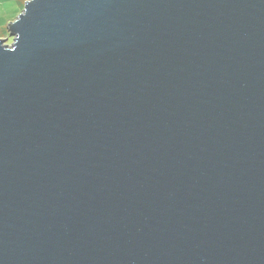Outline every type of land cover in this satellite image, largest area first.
<instances>
[{
  "label": "water",
  "instance_id": "1",
  "mask_svg": "<svg viewBox=\"0 0 264 264\" xmlns=\"http://www.w3.org/2000/svg\"><path fill=\"white\" fill-rule=\"evenodd\" d=\"M7 31L0 264H264V0H27Z\"/></svg>",
  "mask_w": 264,
  "mask_h": 264
},
{
  "label": "crops",
  "instance_id": "2",
  "mask_svg": "<svg viewBox=\"0 0 264 264\" xmlns=\"http://www.w3.org/2000/svg\"><path fill=\"white\" fill-rule=\"evenodd\" d=\"M14 13H16V4L15 3H7L0 5V14L4 16L5 19H7L8 22H10L12 19H8V17L12 16ZM18 13H16L17 15ZM8 24V23H7ZM7 27V25H6ZM8 33V31H7ZM5 34L0 31V37H4Z\"/></svg>",
  "mask_w": 264,
  "mask_h": 264
},
{
  "label": "snow or ice",
  "instance_id": "3",
  "mask_svg": "<svg viewBox=\"0 0 264 264\" xmlns=\"http://www.w3.org/2000/svg\"><path fill=\"white\" fill-rule=\"evenodd\" d=\"M26 2H27V0H25V3L23 5V11H20L19 15H23L24 10L26 8ZM7 3H15L16 4V0H0V5L7 4ZM4 19H5L4 16L2 14H0V31H2L5 35H7V27H6V25H7L8 21L5 23ZM15 19H13V21H15ZM14 40H15V38L13 37V41ZM13 41H10V43H12ZM11 50L14 51L15 48H13Z\"/></svg>",
  "mask_w": 264,
  "mask_h": 264
},
{
  "label": "clouds",
  "instance_id": "4",
  "mask_svg": "<svg viewBox=\"0 0 264 264\" xmlns=\"http://www.w3.org/2000/svg\"><path fill=\"white\" fill-rule=\"evenodd\" d=\"M25 3V0H16V13H19L20 11H23V5ZM16 13H14L12 16L8 17V19H15ZM4 22H7V19H4Z\"/></svg>",
  "mask_w": 264,
  "mask_h": 264
},
{
  "label": "rangeland",
  "instance_id": "5",
  "mask_svg": "<svg viewBox=\"0 0 264 264\" xmlns=\"http://www.w3.org/2000/svg\"><path fill=\"white\" fill-rule=\"evenodd\" d=\"M4 38H8L7 39L8 43H10V41H12V38L11 37H8V33H7V35L4 36Z\"/></svg>",
  "mask_w": 264,
  "mask_h": 264
},
{
  "label": "trees",
  "instance_id": "6",
  "mask_svg": "<svg viewBox=\"0 0 264 264\" xmlns=\"http://www.w3.org/2000/svg\"><path fill=\"white\" fill-rule=\"evenodd\" d=\"M18 14H19V13H18ZM18 14H17V15H18ZM17 15H16V16H17Z\"/></svg>",
  "mask_w": 264,
  "mask_h": 264
}]
</instances>
